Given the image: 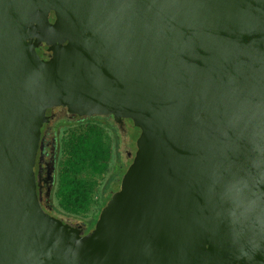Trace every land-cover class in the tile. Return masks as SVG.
Returning <instances> with one entry per match:
<instances>
[{"label": "water", "instance_id": "obj_1", "mask_svg": "<svg viewBox=\"0 0 264 264\" xmlns=\"http://www.w3.org/2000/svg\"><path fill=\"white\" fill-rule=\"evenodd\" d=\"M52 104L139 131L83 235L39 204ZM0 264H264V0H0Z\"/></svg>", "mask_w": 264, "mask_h": 264}, {"label": "trees", "instance_id": "obj_2", "mask_svg": "<svg viewBox=\"0 0 264 264\" xmlns=\"http://www.w3.org/2000/svg\"><path fill=\"white\" fill-rule=\"evenodd\" d=\"M112 137L110 123L105 117L91 116L82 122L67 123L65 132L60 137L54 191L56 205L52 211L79 216L86 214L92 205L98 204L99 210L105 203L108 197L96 200L94 194L97 179L108 171L112 153L116 155L112 149ZM116 166L114 162L107 181L102 184V192L108 187L109 180L116 175ZM120 174L121 171L117 176Z\"/></svg>", "mask_w": 264, "mask_h": 264}, {"label": "flooded vegetation", "instance_id": "obj_3", "mask_svg": "<svg viewBox=\"0 0 264 264\" xmlns=\"http://www.w3.org/2000/svg\"><path fill=\"white\" fill-rule=\"evenodd\" d=\"M36 37L40 40L39 44L35 47L36 54L43 60L49 59L51 57V52L47 49L49 43L46 39L45 31L38 30ZM61 109L62 107L60 105L52 104L45 110L44 114L47 117V121L43 122L40 127L39 143L32 168L36 182V191L39 196V204L41 208L51 216H54L51 212V200L54 196L56 186V170L60 152L58 130L62 127L66 128L68 122H82L86 119L82 117L83 114H78L76 111L71 113L65 111L62 117H57L56 114L61 112ZM103 117L110 123L113 142L116 141L114 136L117 137V134H122L125 144L127 141H135V138L132 139V137L136 127L133 126L130 119L120 118L117 120L109 114ZM132 156L133 154L131 155L129 151H126L124 154V162L114 160L117 165V171L114 173L116 175L109 180L108 187L103 192L101 191L99 193V197H109L110 194L117 189L113 190V187L119 184L120 177L130 163ZM119 171H121V174L117 176ZM70 225L80 226L82 229L81 235H83L92 228L93 223L91 224L88 219Z\"/></svg>", "mask_w": 264, "mask_h": 264}, {"label": "rangeland", "instance_id": "obj_4", "mask_svg": "<svg viewBox=\"0 0 264 264\" xmlns=\"http://www.w3.org/2000/svg\"><path fill=\"white\" fill-rule=\"evenodd\" d=\"M62 109H61V112H58L56 115L57 117H62L63 116V113L66 111L67 113H71L73 112L70 108H68L66 105H63L61 106ZM91 116H105V115H98V114H83L82 117H85V118H88V117H91ZM65 127H62L58 130V138L60 139V137L64 134L65 132ZM138 129H134V132H133V137L132 139H136L137 135H138ZM109 133V132H108ZM111 134V133H110ZM114 138L116 139L115 142L112 143V149L113 151L116 152V155L114 153H112V156H111V159H110V162H109V168H108V171L106 173H104L103 175H101V177H99L97 179V188H96V191H95V194H94V198L96 200H99V193L101 191V187H102V184H104V182L107 181L108 177H109V173H110V169L112 167V164L114 162L115 159H118L119 161H123L124 162V154L126 153V151H129L131 153V155L134 153V150H135V141H127L126 144L124 143L123 141V136L122 134H117V137L114 136ZM134 139V140H135ZM60 154V153H59ZM118 186L119 184L115 185L113 187V190H115L116 188L118 189ZM116 189V190H117ZM115 190V191H116ZM108 199V198H107ZM106 202V201H105ZM56 205V201H55V198L53 196L52 200H51V208H53L54 206ZM97 205L98 204H94L92 205V207L90 208V210L84 214V215H79V216H75V215H65L63 213H56L54 211H51L52 212V215H54L55 217L57 218H60L61 220L69 223V224H74V223H79L80 221H84V220H88L91 222L92 224V220L94 219V221L96 220L97 218V215H98V212L100 210V208L103 206H101L98 210L97 208ZM97 213V214H96ZM91 219V220H90ZM94 223V222H93ZM90 226V225H89Z\"/></svg>", "mask_w": 264, "mask_h": 264}]
</instances>
